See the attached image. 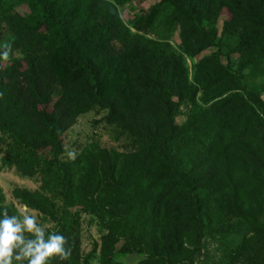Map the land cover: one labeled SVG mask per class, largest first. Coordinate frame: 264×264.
I'll return each instance as SVG.
<instances>
[{"label":"trees","instance_id":"16d2710c","mask_svg":"<svg viewBox=\"0 0 264 264\" xmlns=\"http://www.w3.org/2000/svg\"><path fill=\"white\" fill-rule=\"evenodd\" d=\"M130 1L0 0V41L2 24L13 34L8 62L0 59L1 164L23 177L41 174L63 201L58 211L43 193L13 190L54 222L48 232L68 238L69 259L50 264H88L93 256L96 247L79 256L81 213L99 217V264H131L119 253L139 256L135 264H189L206 202L235 209L264 202V100L242 82L244 63L230 71L217 52L197 59L215 43L226 12L220 33L237 37L231 51L249 60V76L264 73V0H158L120 13ZM157 19L167 31L178 28L194 82L208 93L202 101L212 100L190 109L184 124L174 114L186 100L195 104L197 86L181 56L130 31L152 29ZM94 107L107 109V122L135 145L130 157L98 148L64 159L65 131ZM166 199L187 206L169 213L179 217L169 233H155ZM1 201L0 217L16 215Z\"/></svg>","mask_w":264,"mask_h":264},{"label":"rangeland","instance_id":"374dc122","mask_svg":"<svg viewBox=\"0 0 264 264\" xmlns=\"http://www.w3.org/2000/svg\"><path fill=\"white\" fill-rule=\"evenodd\" d=\"M157 1L158 0H131L123 8H120V13L122 11H126L129 15L137 13ZM226 14V12H223L215 23L218 35L215 43L201 52L197 56V59L199 60L207 54L217 52L222 65L225 66V69L230 71H234L236 67L244 63L245 66L242 68L243 70L241 73L242 82L257 86V90L264 100V73H257L254 76H249L248 71L251 66L249 60L240 56L239 53L231 51L238 42L237 37L220 33L222 30L223 18ZM158 20L159 19L155 22L158 23ZM130 31L132 33H139L146 39L159 44L168 43L167 50H169L170 53L181 56L188 81L192 86H197L195 104L193 105L186 100V103L181 105L174 114V122L177 124H184L190 109L194 108V110H197L199 108L203 110L210 105L212 100L207 103L202 101V98L208 96V93H206L207 91L204 90L201 85L194 82L196 67L192 59L182 50L178 28L174 31H167L162 27L161 23H158V25L145 32L138 31L133 27H130ZM1 33L2 41L0 42L13 39V34L8 31L4 24H2ZM13 57H21V52H14L12 58ZM250 58L254 59L255 56ZM126 59L127 57L124 58L122 67L127 65V63H125ZM230 91L231 90H228L225 94ZM209 93L212 94L214 92L211 89ZM174 99L176 100V98ZM160 110V108L156 109V111ZM106 115L107 109L94 107L88 112L81 113L76 117L74 124L64 133V159L85 156L91 150H96V152L99 153L98 148L115 150L129 157L131 156L130 152H134L136 149L135 145L133 146L131 144L126 134H122L115 125L107 122ZM4 147H6V145L2 144L1 141L0 148ZM1 155L2 153L0 152V196L2 197L1 202H3V205L15 209L16 214L18 209L25 206L13 195V190L18 187L49 196L55 203L57 210H62L63 201L58 194L50 191V186L44 182L41 174L33 177H23L14 167L7 168L2 166ZM143 175L146 177L147 172H143ZM164 201L165 200L162 202ZM166 202H168V205L161 213V223H159L158 231L155 233H169L173 225L178 223L177 220L179 219L177 215H169V213L180 212L187 206L185 203L177 202L173 199H166ZM205 206L209 208L206 211L208 212L207 214H203L204 211H201L204 206L197 209L196 205H193L196 211L195 213L203 215L201 219L198 220L199 226L196 225L198 226V240L193 250V258L189 264H264V202L261 204H241L235 209V205H231V202H218V200L211 198V202H206ZM146 209L147 207H145V210ZM27 211L37 215L38 222L46 229H50L54 225V222L48 216L38 210L27 207ZM78 222L79 227L77 229V234L80 241L79 256L82 258L96 247L88 264H99L100 236L102 233L99 217L96 214L81 213L78 217ZM116 257L119 261L131 264H135L140 258L136 255L128 256L121 253L117 254Z\"/></svg>","mask_w":264,"mask_h":264},{"label":"clouds","instance_id":"9594fccd","mask_svg":"<svg viewBox=\"0 0 264 264\" xmlns=\"http://www.w3.org/2000/svg\"><path fill=\"white\" fill-rule=\"evenodd\" d=\"M0 49V59L7 61L12 42H4ZM71 252L68 238L59 232H48L26 205L16 215L5 210L0 217V264H50L53 258L69 259Z\"/></svg>","mask_w":264,"mask_h":264}]
</instances>
